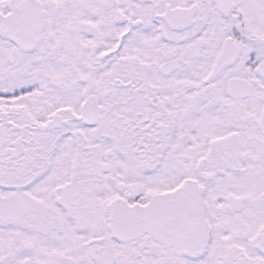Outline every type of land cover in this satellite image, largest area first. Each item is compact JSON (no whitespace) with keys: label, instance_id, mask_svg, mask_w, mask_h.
Returning <instances> with one entry per match:
<instances>
[{"label":"snow or ice","instance_id":"6c2138e0","mask_svg":"<svg viewBox=\"0 0 264 264\" xmlns=\"http://www.w3.org/2000/svg\"><path fill=\"white\" fill-rule=\"evenodd\" d=\"M0 264H264V0H0Z\"/></svg>","mask_w":264,"mask_h":264}]
</instances>
